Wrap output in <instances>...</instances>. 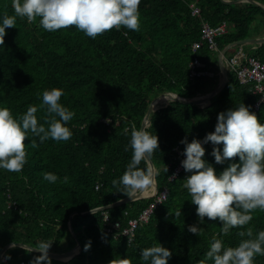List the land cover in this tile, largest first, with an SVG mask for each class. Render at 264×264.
Wrapping results in <instances>:
<instances>
[{"label": "trees", "instance_id": "16d2710c", "mask_svg": "<svg viewBox=\"0 0 264 264\" xmlns=\"http://www.w3.org/2000/svg\"><path fill=\"white\" fill-rule=\"evenodd\" d=\"M252 1L264 6V0ZM194 8L201 13L193 16ZM138 10L139 30L121 26L95 38L74 25L46 31L39 26L38 17L31 22L17 17L14 27H6L0 45V106L10 108L14 115L22 113L29 104H41L43 89L58 87L63 89L60 102L74 115L67 122L72 132L68 140L48 138L33 148L29 140L38 138L29 135L24 140L26 162L21 171L0 169V254L11 242L35 247L45 240L52 242L48 251L54 253L70 251L80 242L79 254L67 261L50 258L51 264H107L116 255L129 256L132 264H148L140 258L139 249L158 242L171 251L167 264H196L208 248V237L219 233L222 222L205 217L200 223L196 206L182 187L190 173L173 183L169 178L177 164L173 149L184 147L181 138L202 139L214 130L219 112L241 102L250 110L255 103L257 97L250 87L240 85L232 71L226 88L209 103L196 106L169 101L151 114L146 131L157 135L158 149L150 158L157 170V191L167 188L168 196L150 220L140 224L132 244L127 238L116 240L106 234V215L113 222H122L124 228L152 199L111 208L129 198L122 186L111 181L118 180L131 157V148L125 151L129 140L125 129L130 133L131 126L141 127L150 104L161 94L191 99L213 91L218 79L191 80V63L198 59L211 72H219V51L249 38L253 24L264 27V11L249 3L222 0H140ZM5 12L14 14L11 0H0V13ZM203 21L211 26L228 23L227 33L216 39L219 51H212L207 43L193 50L201 39ZM261 46L255 57L264 63V44ZM36 115L38 122L46 124V106L38 107ZM256 115L264 122V104ZM202 146L203 158L217 172L239 160L236 156L216 163L210 155L212 143ZM137 166L149 171L146 159ZM45 171L56 173L58 180H45ZM179 210L181 215H177ZM191 224L205 232H189ZM248 227L253 234L264 229V211L254 210L249 223L232 228L223 236L224 242L235 246L242 239L237 234L240 228ZM89 241L90 247L85 249ZM5 253L11 258L0 264H29L40 255L19 246L9 247ZM253 259L254 264H264V255Z\"/></svg>", "mask_w": 264, "mask_h": 264}, {"label": "clouds", "instance_id": "9594fccd", "mask_svg": "<svg viewBox=\"0 0 264 264\" xmlns=\"http://www.w3.org/2000/svg\"><path fill=\"white\" fill-rule=\"evenodd\" d=\"M14 14L0 13V45L4 44L6 27H14L17 17L31 22L39 18V26L46 31H56L74 25L84 35L95 38L98 34L112 28L123 26L130 30H139L140 0H11ZM126 34V33H125ZM63 89L45 88L39 93L41 104H29L22 113L13 114L8 107L0 106V169L19 173L26 162L24 140L31 135L37 139L29 140L33 148L51 138L56 141L68 140L72 136L67 122L74 111L60 102ZM46 106L49 114L45 123L38 122V107ZM243 102L217 114L214 130L207 132L202 139L181 138L183 159L180 165L186 173L182 180L190 195L191 204L200 223L204 218L219 219V233L208 237V248L203 258L196 264H254V256L264 255V229L253 234L252 228H240L242 237L235 245L224 242L223 236L232 228L244 226L252 219L253 211H264V122L258 120L256 113L249 110ZM125 151L131 148V157L125 170L113 185L119 184L129 197L144 190L153 183L152 174L137 165L158 149L156 134L145 130L143 126H131ZM211 142L210 155L216 163H224L226 158L239 157L238 162H229L222 171L217 172L211 163L203 157L205 143ZM220 145L221 147H217ZM167 171V168H166ZM43 178L50 183L56 182V173L45 171ZM64 181L68 180L65 176ZM181 215V212L177 213ZM193 234L204 233L196 224L188 225ZM52 242L39 241L35 247L21 244L26 252L32 249L40 255L30 259L29 264H51L48 249ZM15 242L10 243L14 247ZM90 247V241L85 249ZM140 250V258L148 264H167L171 251L160 243ZM5 253L3 259H10ZM107 264H132L129 256L116 255Z\"/></svg>", "mask_w": 264, "mask_h": 264}, {"label": "built area", "instance_id": "2783aa9c", "mask_svg": "<svg viewBox=\"0 0 264 264\" xmlns=\"http://www.w3.org/2000/svg\"><path fill=\"white\" fill-rule=\"evenodd\" d=\"M199 13V8L192 9L193 16ZM227 31L228 23L226 21L216 26H211L207 22H202L201 39L193 44V50L196 51L202 47L204 43H207L212 51H219L216 39L218 36L226 34ZM224 63L228 71H232L236 75L240 85L245 87L252 86L251 92L257 98L250 111L256 113L260 105L264 104V63L252 56H247L242 51L230 57H225ZM205 69H207L206 65L198 59H195L191 63V80L197 78H212L213 73ZM173 150L177 154V164L173 167L172 175L169 178L170 183H173L178 177L187 174L180 165V160L184 158L182 154L183 148L176 146ZM150 191L152 192L151 195L145 198L152 199V202L145 210L140 212L137 217L131 218L126 227L123 228L122 222H113L109 215H106V225L104 228L106 234L116 240L127 238L129 244H132L136 238L137 229L140 224L147 223L151 215L166 201L168 196L167 188L161 192L154 188L153 190L150 189Z\"/></svg>", "mask_w": 264, "mask_h": 264}, {"label": "water", "instance_id": "95a60500", "mask_svg": "<svg viewBox=\"0 0 264 264\" xmlns=\"http://www.w3.org/2000/svg\"><path fill=\"white\" fill-rule=\"evenodd\" d=\"M224 3L226 4H234V3H249V4H252L254 6H257L259 8H261L263 11H264V7L259 5L258 3L252 1V0H241L239 2H230L229 0H222ZM264 42V37L263 38H259V39H244V40H240V41H236V42H233L231 43L228 47H226L225 49H223L219 56H218V63H219V69H220V73L222 75V81L221 83L219 84L218 88L214 91H211L203 96H195L191 99H187V98H183V97H180L178 96L177 94H162L160 95L159 97L155 98L152 103L150 104L149 108H148V111L146 113V116L142 122V125L145 130L150 126V118H151V114L156 111L158 108H161V107H164L166 106L165 102L166 101H163V97L164 96H167L168 101H177V102H181V103H185V104H192V105H196V106H201V105H204V104H207L210 102V100L215 97L217 94H219L221 91H223L227 84H228V81H229V73H228V70L225 66V63H224V55L225 53L235 47V46H240V45H246L247 43H262ZM148 165H149V172L152 171V172H155L156 173V168L150 158V156H148L147 158H145ZM156 175V174H155ZM153 180H155V176L153 178ZM143 197L141 196V194H134V196L132 197H129L128 199H125L115 205H112L111 208H115V207H119V206H122V205H125V204H129L131 202H134V201H138L140 199H142ZM70 231H71V228H70ZM21 244L23 243H15V246H19V247H23ZM10 247V245H6L4 248H3V251L1 252L0 254V261L3 259V254L4 252ZM24 248V247H23ZM80 249H81V245H80V242H75V247L70 250V251H66V252H63V253H54V252H51V251H48V256L52 259H57V260H60V261H67L69 259H71L73 256H75L76 254H79L80 252ZM32 252H36V253H39L38 250L36 249H32ZM40 254V253H39Z\"/></svg>", "mask_w": 264, "mask_h": 264}, {"label": "crops", "instance_id": "0c3cea01", "mask_svg": "<svg viewBox=\"0 0 264 264\" xmlns=\"http://www.w3.org/2000/svg\"><path fill=\"white\" fill-rule=\"evenodd\" d=\"M228 1V0H227ZM230 1V0H229ZM231 2V1H230ZM255 2V1H254ZM244 3H246V2H244ZM257 3V2H256ZM259 5H261L260 3H258ZM261 6H263V5H261ZM264 7V6H263ZM200 13H201V9H200ZM203 22H205V21H203ZM208 23V22H207ZM258 26V23H255V24H253V27H252V29H251V36L249 37V39H259V38H263L264 37V27H262L261 25H259V27H257ZM248 39V38H247ZM264 44V42H262V43H247L246 45H240V46H235V47H233V48H236V50L234 51V52H230L233 48H231V49H229L226 53H225V55H224V58L225 57H228L227 56V53H229L230 52V55L229 56H232V54L234 55V54H236V53H238L239 51H242V52H244L247 56H252V57H254V58H256L255 57V55H256V53H258V51L261 49V45H263ZM228 47V46H227ZM222 51V50H221ZM221 51H219V54H220V52ZM256 59H258V58H256ZM259 60V59H258ZM220 70V69H219ZM228 72H230V71H228ZM213 73V72H212ZM207 79H209V80H216V79H218L217 80V83H218V85H217V87L214 89V90H216L217 88H218V86H219V84L221 83V81H222V75H221V73H220V71L219 72H217V73H213V75H212V78H207ZM245 87V86H244ZM248 87H250V89H252V86H248ZM213 90V91H214ZM211 92V91H210ZM207 93H209V92H207ZM207 93H201V94H198L197 96H203V95H205V94H207ZM156 175H157V170H156V173H155ZM152 186H153V184H152ZM147 188H149V186H147L146 187V189ZM154 189H156L157 190V184H156V187L154 188ZM152 190H153V188H152ZM141 192L142 191H138L137 192V194L139 193V194H141ZM143 199H149V198H142V199H140V200H143Z\"/></svg>", "mask_w": 264, "mask_h": 264}, {"label": "rangeland", "instance_id": "374dc122", "mask_svg": "<svg viewBox=\"0 0 264 264\" xmlns=\"http://www.w3.org/2000/svg\"><path fill=\"white\" fill-rule=\"evenodd\" d=\"M236 48H237V47H236ZM236 48H233V49H236ZM233 49H232V50H233ZM229 55H230V52L227 53V56H228V57H230ZM213 58H215V57L213 56ZM216 61H217V60H216ZM216 61H215V62H216ZM218 66H219V63H218ZM214 68H217V64H214ZM226 68H227V66H226ZM227 70H228V69H227ZM228 73H229V72H228ZM217 85H218V83H217ZM167 94H172V93H167ZM161 95H162V94H161ZM158 97H159V96H158ZM164 101H166V102H165L166 104L169 102L168 100H164ZM166 104H165V105H166ZM150 173L152 174V177H153V178H154V176H155V180H153V183H152L153 186H152V184H150V185H149L150 187H149L148 189H152V188H155V187H156V175H155V172L150 171ZM151 193H152V192H148V193L146 194V196H143V194L141 193V196H142L143 198H145V197H148L149 195H151Z\"/></svg>", "mask_w": 264, "mask_h": 264}, {"label": "bare ground", "instance_id": "6f19581e", "mask_svg": "<svg viewBox=\"0 0 264 264\" xmlns=\"http://www.w3.org/2000/svg\"><path fill=\"white\" fill-rule=\"evenodd\" d=\"M166 99H168V97H167V96H164V97H163V101L166 100ZM149 187H150V186H149ZM148 192H151L150 189H148V188L146 189V188H145L144 190H142L141 193L143 194V196H146V194H147Z\"/></svg>", "mask_w": 264, "mask_h": 264}]
</instances>
